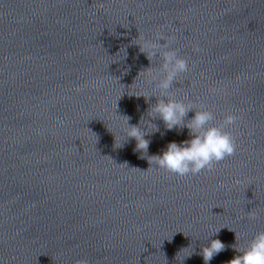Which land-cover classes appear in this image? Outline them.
<instances>
[{"label": "water", "instance_id": "1", "mask_svg": "<svg viewBox=\"0 0 264 264\" xmlns=\"http://www.w3.org/2000/svg\"><path fill=\"white\" fill-rule=\"evenodd\" d=\"M157 33L188 61L170 96L211 126L238 117L223 129L236 150L211 171L149 165L190 138L158 119L147 156L133 139L116 149L118 115L137 125L158 98L145 69L161 61L134 45ZM259 231L264 0H0V264H179L192 248L182 264H204L211 239L225 250L209 264H228L235 234L243 246Z\"/></svg>", "mask_w": 264, "mask_h": 264}, {"label": "clouds", "instance_id": "2", "mask_svg": "<svg viewBox=\"0 0 264 264\" xmlns=\"http://www.w3.org/2000/svg\"><path fill=\"white\" fill-rule=\"evenodd\" d=\"M134 40L137 41L134 45L138 46L139 52L145 55L150 64L157 57L161 61L158 70L153 71L149 67L145 69V75L150 82H154V90L158 93V98L155 97V104L149 107L146 114L147 119L141 116L137 125L129 123L130 117L118 115L123 118L125 124L122 132L123 140L116 146V149L121 148L127 140L133 139L135 140L134 151L139 152L141 158L147 156L150 140L145 137L160 131L156 124L150 123L151 120L158 119L162 122L165 132L174 129L177 131L187 129L190 138L179 144L174 141L169 142L159 155L147 156L149 165L180 177L196 175L202 170L211 171L214 163L234 154L235 139L223 129L233 125L238 117L228 114L224 117L221 126H211L214 119L211 111L203 107L196 109L191 103H185L170 96L169 90L174 81L189 70L188 61L171 48L172 37H165L162 33H157L152 39L137 35ZM130 97H143L147 102L148 98L154 96L134 95ZM189 112H192L193 115L191 119L186 120ZM113 137L114 144H116V137L114 135ZM249 218L256 219V214L250 213ZM237 240L238 237L235 234V244L231 247L236 254L228 261V264H264V231L255 233L243 246H238ZM188 248L189 246L181 249L176 256ZM224 250L225 245L219 239H211L207 246L200 248L198 254L204 264H209L216 255ZM193 254L192 248L187 255L183 256L179 264L191 258ZM79 264H86V262L80 261Z\"/></svg>", "mask_w": 264, "mask_h": 264}]
</instances>
